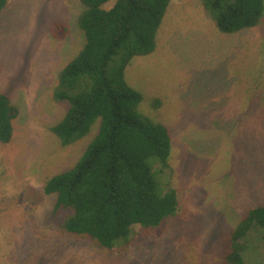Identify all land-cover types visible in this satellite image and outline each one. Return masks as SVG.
Wrapping results in <instances>:
<instances>
[{
    "label": "rangeland",
    "instance_id": "374dc122",
    "mask_svg": "<svg viewBox=\"0 0 264 264\" xmlns=\"http://www.w3.org/2000/svg\"><path fill=\"white\" fill-rule=\"evenodd\" d=\"M83 10L78 0H8L0 11V93L18 109L0 143V264H222L232 228L264 206V15L222 34L200 0H170L154 51L133 59L124 80L143 97L139 113L169 131L168 178L151 166L178 211L109 251L64 234L43 193L97 130L65 147L50 131L64 112L51 94L58 74L85 42ZM118 65L114 57L109 82ZM247 244L245 264H264V233Z\"/></svg>",
    "mask_w": 264,
    "mask_h": 264
},
{
    "label": "trees",
    "instance_id": "16d2710c",
    "mask_svg": "<svg viewBox=\"0 0 264 264\" xmlns=\"http://www.w3.org/2000/svg\"><path fill=\"white\" fill-rule=\"evenodd\" d=\"M78 1L85 42L58 74L51 94L64 112L50 131L65 147L97 130L75 164L46 181L43 193L52 196L51 214L64 234L110 251L132 241L136 227L157 228L178 211L175 190L160 192L151 166L168 178L169 131L139 113L143 97L124 80L133 59L154 51L170 0H115L110 6L111 0ZM200 1L222 34L256 27L264 15V0ZM7 3L0 0V11ZM65 34L64 27L53 31L54 38ZM114 57L119 65L109 82L106 69ZM17 115L0 93V143L11 141ZM263 233L264 206L249 209L229 233L222 264H245L247 241Z\"/></svg>",
    "mask_w": 264,
    "mask_h": 264
}]
</instances>
